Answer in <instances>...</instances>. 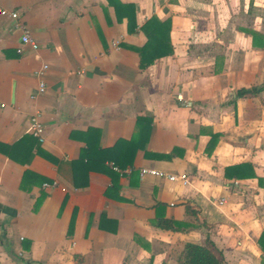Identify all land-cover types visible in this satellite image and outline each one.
<instances>
[{"label": "crops", "instance_id": "obj_1", "mask_svg": "<svg viewBox=\"0 0 264 264\" xmlns=\"http://www.w3.org/2000/svg\"><path fill=\"white\" fill-rule=\"evenodd\" d=\"M0 9L18 13L0 15V264H183L186 244L208 242L224 264H264V0ZM153 16L171 20L173 53L143 69Z\"/></svg>", "mask_w": 264, "mask_h": 264}, {"label": "trees", "instance_id": "obj_2", "mask_svg": "<svg viewBox=\"0 0 264 264\" xmlns=\"http://www.w3.org/2000/svg\"><path fill=\"white\" fill-rule=\"evenodd\" d=\"M142 29L147 37V42L143 47L135 48V50L141 56V67L146 69L156 60L173 53V45L170 41L171 20L161 21L157 16H153ZM244 92L246 93V91ZM156 225L162 230L176 231L182 224L160 218ZM260 241L264 251V234ZM182 259L183 264H224L222 253L212 242H208L205 246L186 244Z\"/></svg>", "mask_w": 264, "mask_h": 264}, {"label": "built area", "instance_id": "obj_3", "mask_svg": "<svg viewBox=\"0 0 264 264\" xmlns=\"http://www.w3.org/2000/svg\"><path fill=\"white\" fill-rule=\"evenodd\" d=\"M0 15L1 16H8L11 17L12 19H18V13L17 12H9L7 10H1L0 9ZM22 42L26 45H30L33 50H38L39 49V44L35 42L34 40L31 39L29 34L27 32L24 33L22 37ZM119 42H115L113 46L115 48H118ZM48 70V66L44 65L42 69L37 72V76L41 79L39 85H38V91L37 94H34L32 96V99H35L39 95L45 94L47 90V86L45 81L43 80V76ZM179 100L182 101L183 98L181 95L178 96ZM41 113L36 112L34 113L31 118H30V125H31V135L36 138L40 143H43L45 141V127L41 119ZM109 166L112 170L120 174L121 176L124 175H130L133 173V169L127 168V169H121L115 162H110ZM139 175L141 178H144L146 176H153V177H158V178H167L170 182L173 183H181L184 186L189 185L190 183V178L187 174H181V175H170L167 174L163 171L156 170V169H151V168H142L139 172ZM53 187H58V183L54 182L52 184ZM45 188L50 187L49 184H44ZM225 201H222L224 203ZM221 203V204H222Z\"/></svg>", "mask_w": 264, "mask_h": 264}]
</instances>
